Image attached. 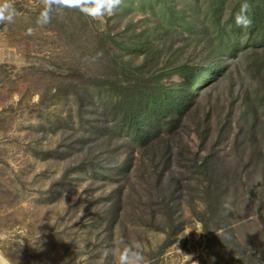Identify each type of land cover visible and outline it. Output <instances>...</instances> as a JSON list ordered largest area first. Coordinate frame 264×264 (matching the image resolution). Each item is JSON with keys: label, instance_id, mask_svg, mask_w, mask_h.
<instances>
[{"label": "rangeland", "instance_id": "obj_1", "mask_svg": "<svg viewBox=\"0 0 264 264\" xmlns=\"http://www.w3.org/2000/svg\"><path fill=\"white\" fill-rule=\"evenodd\" d=\"M188 1L122 0L101 20L65 8L45 23L43 0H9L0 249L10 264H116L126 247L143 264H264V49L244 38L188 108L152 118L146 145L117 117L135 87H170L182 79L168 70L208 57L205 36L178 21Z\"/></svg>", "mask_w": 264, "mask_h": 264}, {"label": "trees", "instance_id": "obj_2", "mask_svg": "<svg viewBox=\"0 0 264 264\" xmlns=\"http://www.w3.org/2000/svg\"><path fill=\"white\" fill-rule=\"evenodd\" d=\"M197 1L200 0L187 2V10H183L178 21H181L183 32L195 37L201 34L205 36L203 45H206L202 50L205 49L208 57L193 65L181 62L174 69L169 68L172 69L167 71L169 74L179 75L182 80L170 87L159 84L156 79L142 89L135 87L137 95L125 94L115 107L117 117L136 131L143 145H146L151 134L155 121L152 118L170 120L188 108L187 101L193 98L196 87L223 72L221 59L227 55L237 56L244 38L249 47L264 49V0H205V5L198 6ZM185 11L190 12L187 19L183 16ZM196 30H200L199 34H195ZM263 61L264 56L258 60V66ZM199 66L204 70L197 74ZM164 70L167 69L159 71ZM155 74L152 78L156 77ZM124 93V88H121L120 95ZM198 162L196 160V167L200 172L204 164ZM162 174L159 177H163Z\"/></svg>", "mask_w": 264, "mask_h": 264}, {"label": "clouds", "instance_id": "obj_3", "mask_svg": "<svg viewBox=\"0 0 264 264\" xmlns=\"http://www.w3.org/2000/svg\"><path fill=\"white\" fill-rule=\"evenodd\" d=\"M48 15L44 17V22H50L53 11H62L63 9H77L82 14L93 20H101L105 16H111L115 10L122 4V0H43ZM14 10L11 8L9 0H3L0 3V22H11ZM116 264H143V257L134 252L131 248L125 250H116L114 252ZM0 264H10L3 254H0Z\"/></svg>", "mask_w": 264, "mask_h": 264}, {"label": "built area", "instance_id": "obj_4", "mask_svg": "<svg viewBox=\"0 0 264 264\" xmlns=\"http://www.w3.org/2000/svg\"><path fill=\"white\" fill-rule=\"evenodd\" d=\"M0 254H3V252L1 251V249H0ZM3 256H4V254H3ZM5 257V256H4Z\"/></svg>", "mask_w": 264, "mask_h": 264}]
</instances>
